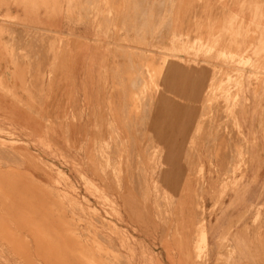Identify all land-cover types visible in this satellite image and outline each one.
I'll use <instances>...</instances> for the list:
<instances>
[{
	"label": "rangeland",
	"instance_id": "rangeland-1",
	"mask_svg": "<svg viewBox=\"0 0 264 264\" xmlns=\"http://www.w3.org/2000/svg\"><path fill=\"white\" fill-rule=\"evenodd\" d=\"M236 1L0 0V264H205L213 179L219 208L248 156L221 164L214 131L264 79L219 41Z\"/></svg>",
	"mask_w": 264,
	"mask_h": 264
},
{
	"label": "crops",
	"instance_id": "crops-1",
	"mask_svg": "<svg viewBox=\"0 0 264 264\" xmlns=\"http://www.w3.org/2000/svg\"><path fill=\"white\" fill-rule=\"evenodd\" d=\"M232 4V9L245 10V17H242L240 24L227 25L228 33L223 30L219 41L231 43L239 49L253 42L257 54L261 53L264 59V0H243ZM254 14L259 17L255 18ZM214 25H217L216 21ZM254 25L260 27L257 28L256 33H254ZM247 30L248 33L245 32ZM61 34L65 33L55 27L53 35ZM213 35L215 36L216 33H208V37ZM260 68L264 69V61ZM242 71L245 75V81L242 82L245 92L243 100L237 104L236 109L237 121L241 123L242 130L216 128L214 138L215 143L219 138L221 143L223 141L225 143L224 146L221 144L219 149L217 145L215 146V151L224 155L221 157V164L222 160L225 162L231 159L230 155L239 153L248 155L245 176L238 184L239 189L224 195L220 200L219 208L216 187L221 184V180L217 177L213 179L215 194L212 226L204 232V243L208 249L205 264H264V79L261 83H255L249 79V75L255 73L253 70L246 68ZM206 79L207 70L202 71L199 68L197 73L199 105L202 104L200 91L203 86L204 89L207 87ZM164 104L169 110L167 114H173V107H168V103L163 99L160 105L157 103L155 118L151 120L152 124L155 121L157 132L159 123L164 121V118L159 117ZM224 105L226 104L223 101L215 104L216 107ZM224 116L223 110L220 109L216 113V120L218 121L219 118L223 121ZM242 139H245L246 145H241Z\"/></svg>",
	"mask_w": 264,
	"mask_h": 264
},
{
	"label": "bare ground",
	"instance_id": "bare-ground-1",
	"mask_svg": "<svg viewBox=\"0 0 264 264\" xmlns=\"http://www.w3.org/2000/svg\"><path fill=\"white\" fill-rule=\"evenodd\" d=\"M165 60V59H164ZM28 178V177H27ZM23 180V179H22ZM10 181V180H9ZM17 182V181H16ZM41 189V188H40ZM47 190V189H46ZM26 192V191H25ZM28 195V194H27ZM42 196V195H41ZM23 197V196H22ZM27 200V199H26ZM54 201H57V200H54ZM32 202V201H31ZM60 205V204H59ZM6 208V207H5ZM44 208V207H43ZM48 208V207H47ZM35 211V210H34ZM50 211H52V210H50ZM38 213V212H37ZM51 213V212H50ZM45 218V217H44ZM44 220V219H43ZM50 226V225H49ZM72 226V225H71ZM62 227V226H61ZM69 227V226H68ZM23 229V228H22ZM29 230H31V229H29ZM66 230V229H65ZM31 232V231H30ZM33 233V232H32ZM72 233V232H71ZM2 235V234H1ZM28 235V234H27ZM29 238V237H28ZM202 238H203V241H205V233L203 232V236H202ZM32 240H33V238H32ZM44 240V239H43ZM11 242V241H10ZM73 242V241H72ZM41 244V243H40ZM43 244V243H42ZM50 245V244H49ZM33 246V245H32ZM5 249V248H4ZM21 249V248H20ZM60 251V250H59ZM102 252V251H101ZM25 253V252H24ZM46 253V252H45ZM68 253V252H67ZM75 259V258H74ZM62 260V259H61ZM52 263V262H51Z\"/></svg>",
	"mask_w": 264,
	"mask_h": 264
}]
</instances>
